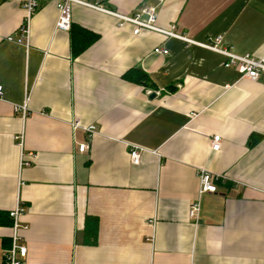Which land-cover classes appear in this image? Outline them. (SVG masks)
<instances>
[{
  "label": "crops",
  "instance_id": "crops-1",
  "mask_svg": "<svg viewBox=\"0 0 264 264\" xmlns=\"http://www.w3.org/2000/svg\"><path fill=\"white\" fill-rule=\"evenodd\" d=\"M93 1L120 14L154 8L161 30L200 43L222 37L223 48L264 58V0ZM56 4L41 2L20 44L26 14L0 0V220L11 222L0 225V264L19 204L26 264H264V81L77 5L72 25L98 41L74 57L71 33L55 30ZM130 70L154 88L126 80ZM25 103L23 117L15 109ZM200 172L225 178L219 193L200 195Z\"/></svg>",
  "mask_w": 264,
  "mask_h": 264
},
{
  "label": "built area",
  "instance_id": "built-area-1",
  "mask_svg": "<svg viewBox=\"0 0 264 264\" xmlns=\"http://www.w3.org/2000/svg\"><path fill=\"white\" fill-rule=\"evenodd\" d=\"M3 2H13L17 1L21 5L22 9L26 14V22L20 29V39L18 43L27 44L29 40V24L32 17L40 9L41 2L47 0H2ZM57 2V10L59 12V17L56 22L55 30L61 32H70L72 27V6L77 5L85 7L94 11H98L116 18L119 21V27L124 25H132L135 30L134 34L138 35L143 30H148L152 32L161 33L164 36L180 40L187 44L188 46L200 47L205 50H209L213 53L221 55L225 59L224 67L227 70H235L239 73L242 80L247 79L253 82L264 81V58L257 59L253 56L246 55L240 56L233 52L231 48H223L222 37H216L210 42L200 43L195 40L188 39L184 36L177 35L172 31H165L157 28V13L156 9H146L142 10L138 14H120L116 12H111L104 9L98 3L93 0H55ZM156 54L168 55L167 50L156 49ZM3 89L0 87V98H2ZM17 113H21L23 117L26 116L28 112L27 103L17 106L15 109ZM75 128L80 127V125L74 124ZM88 134V141L79 147L80 152L87 151L89 149V141L91 137L96 133L97 128L95 126L82 128ZM15 140L18 141V146L21 149V167L29 168L31 166V161L24 160V154L22 153V142L24 137L16 136ZM211 150L213 152H219L221 150V137L215 136L211 141ZM29 158H33V154H29ZM130 159L133 165H138L140 163V153L138 150L134 149L130 153ZM200 195L202 194H216L219 193V185L225 181V178L219 175L210 174L208 172H200ZM25 210L20 206V204L10 213V218L13 221V230L11 236V246L3 251V261L4 264H26L27 259V248L23 244V238L20 234L21 230H27L28 227H22L19 223V218ZM200 212V202H193L189 209V217L192 220H197ZM154 221H150L149 224H153Z\"/></svg>",
  "mask_w": 264,
  "mask_h": 264
},
{
  "label": "trees",
  "instance_id": "trees-1",
  "mask_svg": "<svg viewBox=\"0 0 264 264\" xmlns=\"http://www.w3.org/2000/svg\"><path fill=\"white\" fill-rule=\"evenodd\" d=\"M70 33H71L72 51H73L74 57L86 51L89 47L93 46L98 41L97 35L79 26L72 25ZM124 78L128 80L129 82L141 85L145 87L146 89L154 88L148 76L139 70H130L129 72L125 74ZM91 224L92 223L89 222L88 226L90 227ZM0 225L11 226V222L9 219L6 221L0 220ZM94 232L96 235V228H94Z\"/></svg>",
  "mask_w": 264,
  "mask_h": 264
},
{
  "label": "water",
  "instance_id": "water-1",
  "mask_svg": "<svg viewBox=\"0 0 264 264\" xmlns=\"http://www.w3.org/2000/svg\"><path fill=\"white\" fill-rule=\"evenodd\" d=\"M155 96H152V98H154Z\"/></svg>",
  "mask_w": 264,
  "mask_h": 264
}]
</instances>
